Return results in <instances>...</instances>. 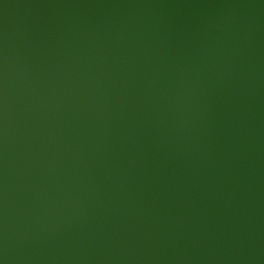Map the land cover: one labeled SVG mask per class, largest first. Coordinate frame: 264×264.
I'll use <instances>...</instances> for the list:
<instances>
[{
	"label": "water",
	"instance_id": "obj_1",
	"mask_svg": "<svg viewBox=\"0 0 264 264\" xmlns=\"http://www.w3.org/2000/svg\"><path fill=\"white\" fill-rule=\"evenodd\" d=\"M0 264H264V0H0Z\"/></svg>",
	"mask_w": 264,
	"mask_h": 264
}]
</instances>
